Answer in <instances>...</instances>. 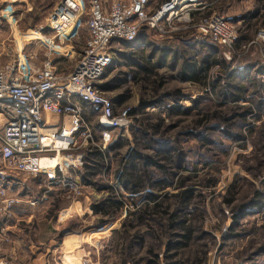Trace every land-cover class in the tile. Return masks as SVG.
I'll return each mask as SVG.
<instances>
[{
	"label": "rangeland",
	"instance_id": "obj_1",
	"mask_svg": "<svg viewBox=\"0 0 264 264\" xmlns=\"http://www.w3.org/2000/svg\"><path fill=\"white\" fill-rule=\"evenodd\" d=\"M242 1L222 0L209 12L224 16L236 29L241 47L249 48L240 58L225 60L222 51L208 40L193 37L177 42L180 34L160 39L155 33L148 37L142 33L136 43L121 42L114 49V60L100 81L116 110L133 109L129 132L118 138L120 148L111 151L108 158L114 177L118 179L131 156L154 158L157 144L169 151L174 160L171 165H176L179 154L180 167L173 187L162 193H178L174 186L182 179L186 188L194 191V197L181 216H193L191 220L199 224L196 234L202 229L204 235L195 234L193 242L173 256L167 251L174 232L169 228L168 216L153 215L148 223L129 217L146 204L152 207L153 203L141 197L130 198L120 211L112 210L107 216L89 218L85 223L74 220L69 227L67 223L58 226V212L63 214L69 208L65 195L36 207L37 227L16 222L4 226L1 222L0 264H12V259L24 251L22 236L27 235L28 241L34 243L46 226L54 234L52 228L74 232L83 228L88 237L95 233L91 229L99 230L98 250L89 247L90 253L86 254L94 264H264V208L259 212L250 208L256 192L264 195V43L250 45L259 32H264V0ZM62 3L75 8L73 0H27L28 5L0 0V67L22 48L25 52L32 48L42 52L51 41L60 73L72 71L88 41V10L78 17L71 35L58 39L49 28V18ZM206 15L207 12L203 14ZM201 59H218L220 64L211 65L198 83L184 81L180 74L184 62L197 66ZM144 66L153 70L151 76L143 72ZM142 102L147 105L141 106ZM174 147L176 151L171 153ZM139 166L142 170V164ZM148 172H152L151 178L153 174L156 179L161 177L152 168ZM93 182L98 184L95 194L107 196L102 177ZM41 188L25 191L35 195ZM15 193L17 198L23 196L22 192ZM229 201L232 202L227 204ZM158 203L160 212L179 208L173 198ZM243 206H247L244 211ZM78 260L66 255L58 259V264H79Z\"/></svg>",
	"mask_w": 264,
	"mask_h": 264
},
{
	"label": "built area",
	"instance_id": "obj_2",
	"mask_svg": "<svg viewBox=\"0 0 264 264\" xmlns=\"http://www.w3.org/2000/svg\"><path fill=\"white\" fill-rule=\"evenodd\" d=\"M86 2L88 41L69 74L60 73L58 63H54L51 41L42 52L33 48L25 52L22 48L0 67V224L21 203L13 194L14 187H24L27 179L40 176L46 178L49 188L57 186L73 201V212L85 215L77 207L79 200L91 199L96 189L84 187L79 181L87 151L109 152L133 123V109L116 110L100 89V81L114 60V49L121 42H135L146 29L160 39L192 33L219 48L227 61L240 58L249 49L237 48L239 35L224 16L197 15L208 8L205 0ZM152 4H156L154 8ZM79 15L78 10L62 3L50 15L49 28L55 37L63 36ZM259 42L264 43V32H259L250 45ZM109 157L111 153L101 174L104 186L117 196L128 197L109 167ZM54 160L56 164L52 165ZM79 264L94 263L88 254Z\"/></svg>",
	"mask_w": 264,
	"mask_h": 264
},
{
	"label": "trees",
	"instance_id": "obj_3",
	"mask_svg": "<svg viewBox=\"0 0 264 264\" xmlns=\"http://www.w3.org/2000/svg\"><path fill=\"white\" fill-rule=\"evenodd\" d=\"M210 15L211 14L208 12L206 17ZM142 33H144L146 37L149 36V32L146 29H143L140 32L136 41L130 44H134L137 41H139L140 35ZM180 35H181L180 37L177 36L176 38L177 39L182 38L185 41H189L190 39L193 40V37L195 38V36L192 33H183ZM240 43L241 42L239 39V43L237 47H241ZM183 59L185 60L186 58L183 57ZM215 64L216 65L220 64L218 59H215L212 62L207 61V59H201V62L197 66L196 64H190L188 62L187 63L184 62V64L181 66L180 74L184 81L198 83L203 78H205L204 75L207 73L209 67ZM142 68H143L142 69L143 72L146 75L148 76L152 75L153 73L152 69L146 68L145 66ZM100 89L103 91V89L106 90L107 88L106 87L102 88L100 86ZM142 105L143 106L147 105V103L142 102L141 106ZM115 143L110 147L109 152L106 153L100 152L98 150L92 152L87 151L84 159V168L83 171L80 173V182L84 187L95 188L96 186H98V184H95L93 180L96 179L97 182L100 181L101 172L103 170L105 160L108 157V154L111 153V151L115 152L120 148V144L119 143L115 144ZM165 149L166 147L164 145L157 144L156 146L157 154H155L154 158L146 157L142 154H138V155L136 154L134 155V157L131 156L128 161L129 164L125 167V170L118 177L119 183L122 185L124 191L129 196L127 198L124 197L122 194L117 196L116 194L113 193V190L111 188H106L108 195L102 198L101 200H99L97 203L92 204L90 210H91V214L97 217H101V216L109 215L110 211L112 210L120 211L126 201L129 200L131 201L130 198L141 197L145 199L148 203L150 204L153 203L152 207L146 204L140 210H137L135 211V213L131 214V216L129 217H131L132 219H134V221H137L139 223H148V221L150 220L149 218H151V216L153 215L164 214L165 216H168L167 220L169 222L168 224L169 228L172 229L174 232L172 235V239L168 244L167 251L173 252L172 255L176 256L178 250L186 248L188 245H190L193 242V240L195 239L196 229L198 228L199 224L197 225L195 222H193V220H191L193 216L189 219L184 215L181 216V214L188 209L189 204L192 202L191 200L194 197V191L192 189L186 188V184L182 179L179 180V184L174 186L175 189L177 190L179 189L178 193L176 194L162 193L168 188L173 187V183H174L173 178L177 175V169L180 167L179 154L176 155V157H178V159L176 160V165L175 164L171 165L170 162L174 163V160L170 155L169 151ZM171 150H172L171 153L176 151L175 147L174 149ZM166 161L168 162L167 164L165 163ZM161 162L164 164H161ZM141 164L143 166L142 170L139 166ZM149 168H152L153 170L157 171L161 177H158L156 179L155 175L153 174L151 178L150 175L152 174V172H148ZM171 171H174L173 172L174 174L171 173ZM162 177H168L169 179L172 180V182L166 183ZM145 180L147 181L146 184H145ZM149 182H151V184ZM98 191L100 192L99 189ZM232 192H234V190H231V193ZM171 198L176 199L179 202V208H175L174 210H172V212H169V210L166 209L164 210V212H160L161 204H159L158 201L163 199L170 200ZM263 198L264 195L262 192H256L255 198L251 202L250 208L251 209L254 208L258 212L262 210L264 208ZM231 202L232 201L226 203L230 204ZM246 207L247 206H243L242 211H244ZM234 219L235 222L237 223L238 218L235 217ZM153 229L154 228L151 226L150 230ZM232 232H234V230ZM196 235L197 236L204 235L203 230L201 229L200 234H196Z\"/></svg>",
	"mask_w": 264,
	"mask_h": 264
},
{
	"label": "crops",
	"instance_id": "obj_4",
	"mask_svg": "<svg viewBox=\"0 0 264 264\" xmlns=\"http://www.w3.org/2000/svg\"><path fill=\"white\" fill-rule=\"evenodd\" d=\"M73 1L75 3L73 5L75 7L74 9L78 10L80 15L83 14L84 12H87V10L89 13V5L86 2V0H73ZM220 1L222 0H205L208 6V8L206 7L207 10L205 8L204 10L199 11L197 15L201 17L203 16V14H205V12L208 13L212 11V9L213 8L215 9L217 3ZM4 2L10 3L12 5L19 2L20 4H24V3L27 4V0H4ZM245 2L246 0H243L241 3H245ZM30 6L32 7V5ZM73 28L67 34L63 36H57L55 38L61 39L62 37L71 35V33L73 32ZM85 31L87 32L86 28ZM175 40L177 42L185 41L182 38H178V39L176 38ZM26 181L27 182H24V187H19V186L14 187V193L16 190L15 193L16 195L19 194V192L20 193L22 192L23 196L19 197L21 203L14 208V213H12L11 216H8L7 218H4V220H2L3 221L2 225L7 226L8 224L16 222V223H26L27 226L31 225L32 227H37L36 223L39 222L37 221L35 215V210L37 209L36 207L41 204L49 205L51 199H53L54 197L57 198L60 197V199L65 198L64 192L61 191L60 188H58L57 186L49 188L47 186L46 178L43 176H40L38 178H29ZM38 186L39 188L42 187L40 193L38 192L39 194L35 193V195H33L32 192L25 191V190H30L29 188L31 187L37 188ZM45 189H47V191ZM99 198L100 197L94 193L91 199L86 197L79 200V205H77V207L79 208V211H83L85 213L84 216H79L78 214L73 212L74 203L73 201H70L66 198L69 203V208L63 214H61V212L60 213L58 212V216L56 217L57 225L60 226L61 224L67 223L68 224L67 226L69 227L74 220H78V222L85 223V220L89 218L95 219L97 216L91 214L90 206L93 202H97ZM44 219L42 221L46 222V219L45 220ZM15 227L16 226H14L13 228ZM46 227L47 230H45V232L42 231L40 228L41 232L37 236L38 240L35 241L34 243L28 241L27 235L22 236L23 238H25L24 240H22V243L24 245V248L22 250L24 251L21 252L20 255H17L15 256L14 259H12L13 260L12 264H58V259L62 256L66 257V255L68 256L71 255L77 260V259H82L83 256H85L87 253H90L89 247H92V249L94 250H98L97 245L99 244V240H97L96 237L97 238L99 237L100 232L95 228L91 229L92 232L95 233L91 234V236L88 237L83 234L85 230V229L83 230V228L77 232L71 231L69 230V228L61 231L58 230V228L57 229L52 228L55 230V234H54L52 230H49V228L51 229L50 226H46ZM90 232H88L87 234H89ZM29 255H30V260L28 259Z\"/></svg>",
	"mask_w": 264,
	"mask_h": 264
},
{
	"label": "bare ground",
	"instance_id": "obj_5",
	"mask_svg": "<svg viewBox=\"0 0 264 264\" xmlns=\"http://www.w3.org/2000/svg\"><path fill=\"white\" fill-rule=\"evenodd\" d=\"M52 165L56 164V160L50 162ZM42 164H44V162H42Z\"/></svg>",
	"mask_w": 264,
	"mask_h": 264
}]
</instances>
